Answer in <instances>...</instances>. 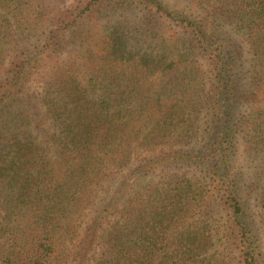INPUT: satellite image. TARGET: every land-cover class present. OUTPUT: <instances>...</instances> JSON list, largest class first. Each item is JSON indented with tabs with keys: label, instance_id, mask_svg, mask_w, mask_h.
<instances>
[{
	"label": "trees",
	"instance_id": "1",
	"mask_svg": "<svg viewBox=\"0 0 264 264\" xmlns=\"http://www.w3.org/2000/svg\"><path fill=\"white\" fill-rule=\"evenodd\" d=\"M0 264H264V0H0Z\"/></svg>",
	"mask_w": 264,
	"mask_h": 264
},
{
	"label": "rangeland",
	"instance_id": "2",
	"mask_svg": "<svg viewBox=\"0 0 264 264\" xmlns=\"http://www.w3.org/2000/svg\"><path fill=\"white\" fill-rule=\"evenodd\" d=\"M120 182H118V184H119Z\"/></svg>",
	"mask_w": 264,
	"mask_h": 264
}]
</instances>
